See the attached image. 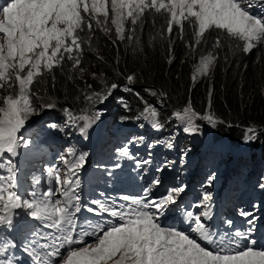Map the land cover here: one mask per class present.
<instances>
[{
	"label": "snow or ice",
	"instance_id": "snow-or-ice-1",
	"mask_svg": "<svg viewBox=\"0 0 264 264\" xmlns=\"http://www.w3.org/2000/svg\"><path fill=\"white\" fill-rule=\"evenodd\" d=\"M253 8L258 9L255 14ZM146 13L165 18L160 37L167 40L169 63L174 59L172 50L176 39L195 52L208 43L206 34L216 33L211 51L199 61L197 71L203 74L210 71L226 40L242 41L240 51L244 54L264 45V0H5L0 5V89L8 91L0 97V169H3L0 174V230L11 231L21 212L38 225L32 229L31 238L25 241L27 246L22 249L31 264H264V247H257L258 242L253 238L257 219L254 210L259 204L252 206L253 211L239 212L247 228H235L234 222L228 219L223 221L228 225L223 233L210 224L211 193L204 192L184 210L178 202L187 185L180 184L167 189L161 196H154L153 189L161 184L159 177L148 182L142 189L143 195L123 197L124 204L102 200L83 204L77 173L85 163V154L77 155L72 148L68 149V156L60 157L66 168L63 178L58 168H51L48 169L46 189L33 190L27 195L19 191L14 160L22 148L29 149L33 144L31 138L24 135V130L41 110L55 107L51 98L43 100L33 92V85L50 75L54 88V70L62 69L66 61L71 62L69 71L78 69L79 73H84L85 69L80 67L84 40L79 33L87 28L90 43L95 31L93 21L107 35L110 18L117 37L112 41L115 45L139 40L135 34L138 26L142 29ZM126 24L130 26L126 28ZM186 25L192 29L191 42L185 39ZM92 76L95 78L96 73ZM68 78L73 79L71 75ZM126 80L132 85L135 74L127 75ZM119 87L118 83H111L100 92L86 94L84 99L89 103H103ZM88 88L91 89V85ZM126 90L131 91V88ZM150 94L157 95L155 91ZM136 95L140 97L139 93ZM159 95L163 97L166 93ZM208 96L207 114L195 112L190 102L183 114L174 113L185 121V133L199 131L194 122L196 119L213 126L223 122L210 113L211 88ZM34 99L42 102L34 104ZM145 104L143 115H150L152 127L159 130L162 125L155 119L156 110ZM64 111L70 125L81 120L85 122L80 129L82 134H86L94 122V118L77 116L68 108ZM98 118L99 114L95 119ZM260 131L264 128L247 127L243 142L254 143ZM140 140L143 142L142 137ZM136 142L137 138L133 137L129 144ZM165 145L174 147L170 141ZM154 146L147 145L149 148ZM117 152L133 159L142 171L152 163L150 158L140 160L130 156L127 145ZM181 155L185 157L187 151ZM169 163L155 171L162 172ZM214 180L215 174H212L206 184L211 186ZM259 187L264 190V177ZM172 209L183 211V230L161 225V217ZM81 212L102 219L81 225ZM17 248L16 243L0 238V264H21L15 259L14 252L9 255L10 250Z\"/></svg>",
	"mask_w": 264,
	"mask_h": 264
},
{
	"label": "trees",
	"instance_id": "trees-1",
	"mask_svg": "<svg viewBox=\"0 0 264 264\" xmlns=\"http://www.w3.org/2000/svg\"><path fill=\"white\" fill-rule=\"evenodd\" d=\"M162 18L164 17L159 14L146 13L142 20V29L138 26L135 34L139 40L118 42L115 45L112 43L117 39L115 32L112 31L100 37V34L96 33L97 27L93 21L95 31L91 34L90 43L87 28L79 33L84 42L87 41L89 48L92 47L90 51L94 53L93 57H90L88 53H83L81 60H84V63L88 61V64L85 67L84 64L80 65V67L86 69L92 65L93 70L86 72L83 75L84 79L80 81L76 80L79 76L66 81L57 79L54 88L52 84H49L42 89H39V86L33 92L38 91L43 100L51 98L56 111L64 114L66 108L70 110L75 108L78 111L82 109L83 104L80 97L84 92H97L106 85L118 83L120 87L115 95L122 97L127 105L126 110H119L121 118L140 120L138 116L145 109L146 102L147 106L153 107L160 115H163V127L165 131H169L173 126V123L169 122V115L174 112L183 113V109L189 102L195 112L201 115L209 112L208 93L211 88L210 113L218 121H223L214 125L215 135L221 134L223 138L232 141L242 137L243 128L249 126L264 128V58L262 53L252 50L244 54L240 51L241 44L237 41L226 40L225 46L218 50L217 59L210 71L203 74L197 71L199 68L197 64L201 55L211 51L210 46L216 37V33L212 32L206 34L208 43L198 47L195 52L191 47H185L184 43L176 39L172 50L174 59L169 63L167 40H162L160 37L162 26H164ZM185 39L188 42L192 41V29L187 25ZM227 50L231 51V55L226 53ZM66 65L62 70L66 69ZM75 71L79 73L78 69ZM92 73H96L95 78ZM129 74L136 76L132 85H128L126 80ZM193 77H195V83ZM72 83L75 86L71 85ZM88 85H91V89ZM127 88H131V91L126 90ZM150 91H155L157 95H151ZM136 93H139L143 99L137 97ZM159 93H166V95L161 97ZM113 99L108 100L110 106L116 103ZM115 124L117 126L110 131L111 133L118 131L119 122ZM132 127L135 128L133 125ZM175 135L177 132L174 133ZM133 137L140 139L132 136L129 141ZM165 138L155 137L151 144L159 145ZM188 143L190 144L187 139H180L181 150L187 151L186 156L192 153L198 156L195 149H202L203 144L194 142L193 148V145ZM258 146L261 150L264 149V131L259 132L251 147L257 149ZM255 157L259 158L257 173L261 180L264 177V152H261V156H256L255 153ZM209 160L212 163H219V154H211ZM239 164L241 174L249 165V160L239 161ZM218 171L221 172L220 169Z\"/></svg>",
	"mask_w": 264,
	"mask_h": 264
},
{
	"label": "rangeland",
	"instance_id": "rangeland-1",
	"mask_svg": "<svg viewBox=\"0 0 264 264\" xmlns=\"http://www.w3.org/2000/svg\"><path fill=\"white\" fill-rule=\"evenodd\" d=\"M252 11L255 14L258 11V9L253 8ZM161 20L165 26V18H162ZM107 26L110 29L109 33H111L112 31L115 32L114 26L110 24V18H109V23ZM129 26H130V24H126V27H129ZM164 26H162V28H164ZM96 33H99L100 37L106 35L99 28L96 29ZM238 43L241 45L243 44L242 41H239ZM82 47H83V53H88V55L90 57H93L94 53H93V51H90L92 49V47L89 48L87 41L82 44ZM253 50L256 51L257 53L261 52L262 57L264 58V45H259L256 48H254ZM226 53H229L231 55V51L227 50ZM205 55H207V54H203V55H201V57H203ZM199 61H200V59H199ZM65 64H67L65 70H62V69L54 70V75L56 77V80L60 79L61 81H66L69 79L68 77L71 75L73 78L79 76L76 80L80 81V79L81 80L84 79L83 75L86 72H91L93 70V67L91 65L85 69L83 74L80 75L75 70L69 71L71 69V62L66 61ZM83 64L85 67L88 64V61H86L84 63V60H81V65H83ZM197 66L199 67V62L197 64ZM49 84H52L51 76L45 75L43 78H40L39 83H35L33 85L32 91L34 89H37L39 86H40L39 89H42ZM71 85L75 86L74 83H72ZM107 86H109V85H107ZM78 87H80V86H78ZM104 88H105V86H104ZM104 88L97 91V92L104 90ZM116 91L117 90L113 91V93ZM36 93L39 94L38 91H36ZM7 94H8V91L0 89V97H2L3 95H7ZM86 94H89V93L84 92V94L80 97L81 102L83 104L82 109L80 111H78L75 108L73 110H71L77 116L87 115L90 118H94V122L92 123L91 127H89L87 129L86 134H82L80 131V129L82 127H84V123H85L84 121L81 120L75 124L70 125L68 123V118L65 116H62V115H58V112L56 111V109L54 107L51 109H43L40 111V114L38 116H33L31 118L30 122L28 123L26 129L24 130V135L26 137L31 138V140H32L33 136L30 135V132L33 129L41 128V129L46 130L47 127H50V125H51L50 123L53 122L57 125V128L56 127H52V128L55 131L60 132V136L63 139L62 140V148H61V152H62L61 156H68V149L72 148V149L76 150L77 155H79L81 153L85 154V160H86L87 156L91 153L93 147L96 144L101 143L100 145H102L103 142L107 138H109L110 130L113 129L115 126V125L114 126H108L107 125V121L111 120L107 116V114L110 115V112H108L109 108H108L107 102L104 101L103 103H89L87 100L84 99V96ZM39 95L42 96L41 94H39ZM111 98H114V96L111 95V96H109L108 99H111ZM33 103L38 104L40 102H38L34 99ZM117 105L119 106L120 109H123V110L127 109V107H125L126 104L122 101H119L117 103ZM109 111H112V110L110 109ZM156 112H157V116L155 117V119L162 125L164 133L161 132V128L159 130H157V129H154L152 127L153 118L150 115H148V116L143 115L144 109L142 110L141 114H139V116H138V118H140V120L135 121V123H134V124H138V123H140V124L144 123L145 124L146 128L142 129V131H136V134H139V133L145 134L143 136L145 138L144 139L145 142H150L149 139L151 137H153V136L158 137L160 135V137H163V138L166 137L164 139L166 142L170 141L172 143H178L180 141V139H187L191 145H193L192 142L202 143L204 152H208L212 155L216 154V152L218 150L220 151L222 158L220 159L219 164H217V168H214L208 172V171L202 170V168L199 166V164L196 165V167L192 168L190 165L188 166L186 163V169H184L183 171H180L178 169L176 171L178 174V177L182 181L179 183H175V185L173 186V187H177L180 184H184L183 183L184 180H187L189 182V180L192 176H197V186H195V188L199 192H202V193L209 192L212 194L211 205H213V203H214V200L216 198V194L220 191V185L229 181L230 178L237 173V170L235 169V163H236L238 156L242 159H244L246 157L250 158V157H252V154L257 152V150L258 151L261 150L260 146H258L257 149H252L251 148L252 143L245 144L243 142L246 128L242 129L243 134H242L241 138L231 141L229 139L223 138V136L221 134L215 136V132L213 130V127H214L213 125L209 124L205 120L200 121L199 119H196L194 122L198 126L199 131H197L195 133H185L183 131V127L186 126L185 121H182L178 117H176L174 115V113H176V112H174L171 115H169V117H168L169 122L173 123V126L171 127V129L169 131H165V128L163 127V125H164L163 119H162L163 115H160L158 113V111H156ZM64 114H66V113H64ZM97 114H99V118L95 119ZM181 114H183V113L181 112ZM112 122H114V121H112ZM128 130H129L128 128L125 129V132L128 133ZM149 131H154L156 134L148 133ZM175 132H177V136H173ZM129 139H130V137H128L125 140L122 139L123 140L122 147L127 145L128 147L139 148V151L136 154V156L140 160H145V159L150 158L152 161V163H150V164L156 163V164H159L161 166H163L166 163L165 160H169L167 158V156H165L166 152L164 150L160 151L156 147L148 148L147 146H145L143 144L144 142H140V141H137L135 145H130L128 142ZM32 141H33L32 146L29 149H23L22 148L20 150V155H22L24 153V151L33 149L36 141L35 140H32ZM69 144H72L73 147H71ZM144 149H148L151 153V156H149V154L147 152H145ZM157 151H160V152L157 153L154 157L153 153L157 152ZM262 151L264 152V149H262L261 152ZM69 158H71V157H69ZM229 159H231L232 162L228 166L227 161ZM252 164L257 165V162L254 159L251 161V164L249 165L248 173L244 172V174H243L244 176H248V177H254L255 176L254 174L250 173ZM168 168H169V166H168ZM218 168L221 169L220 176L217 178L218 183L216 184L213 182L211 186H208L206 184L208 177L214 173H217ZM59 170L61 172V177L63 178V176L66 172V168H65V165L63 164V162H62V167ZM171 170H174V168ZM181 172H183V173H181ZM259 182H260L259 180H255L254 182L252 180L250 182V180H249L247 183H250L251 188H253V190H256L258 188L260 189ZM262 199H264V194H262V193H259L256 196H253V201L250 200V201L246 202V200L244 198H242V201L239 204L235 205L237 208L234 207L231 210V212L235 209H238L239 212L240 211H253L252 206L254 204L261 205ZM259 207L254 210L255 213L258 212ZM200 211H203V209H201ZM255 215H257V214H255Z\"/></svg>",
	"mask_w": 264,
	"mask_h": 264
},
{
	"label": "clouds",
	"instance_id": "clouds-1",
	"mask_svg": "<svg viewBox=\"0 0 264 264\" xmlns=\"http://www.w3.org/2000/svg\"><path fill=\"white\" fill-rule=\"evenodd\" d=\"M114 96V103L113 105L110 106L108 100H106L108 104L109 110L111 109L112 111L110 112V115L113 116V118H110V115L107 114L108 118L111 120L107 121L108 126H117L115 123L119 122L118 126V131L111 133L109 135V138H107L104 141V149L102 150L103 152V162L100 163L99 165L104 166V169L107 168H115L118 166H121V175L118 176L114 173L111 174V179L115 182L117 180L121 179V189L120 193L116 196V203L117 204H124L125 201L123 200V197H138L143 195L142 189L148 185V182L151 181L154 177H159L161 179V184L153 189V195L154 196H161L165 194L166 190L169 188H172L175 183H179L182 180L178 177L177 170L179 169L180 171H183L186 169V163L187 165L191 166L192 168L196 167V165L199 164V166L202 168V170L205 171H211L214 168H217V164L219 163H212L209 160V156L211 155L208 152H204V149H195V152L197 153L198 156L193 155V153L189 156H185L182 158V150L180 147V141L178 143H173L174 147L170 148V150H167L166 145H165V140L160 142L159 145H156L154 147L158 148V150H164L166 152L167 158L169 160H165V162H170L169 163V168H165L162 172H156L157 167H162L159 164H148L144 167V170L142 171L141 169H138L133 161V159L125 158L124 156L120 155L117 152V149L122 147L123 140L122 139H127L128 137L132 136H137L138 138H143L145 134L139 133L136 134V131H142V129L146 128L144 123H138L134 124V120H129L126 118H121L119 116V106L117 103L119 101H122L125 103V101L122 99L120 96H116L115 92L112 93ZM112 107V108H111ZM58 115H62L67 117L66 114L58 113ZM122 120V121H121ZM114 121V122H112ZM56 125L55 123H51V125ZM135 126L134 127H132ZM57 126V125H56ZM115 126L113 129H115ZM57 128V127H56ZM129 129L128 133L125 132V129ZM111 129V130H113ZM110 130V131H111ZM161 132L164 133L163 128H161ZM148 133H153L156 134L154 131H149ZM174 136V135H173ZM177 136V135H175ZM217 136V135H215ZM156 136L151 137L154 139ZM159 138L160 135L158 136ZM149 139L150 142H145L143 141L144 145L147 146L148 144H151L152 139ZM228 139V138H225ZM140 141L141 140H137ZM129 142V140H128ZM193 143V148L195 143ZM149 148V147H148ZM252 149H256L251 147ZM139 148L137 147H129V154L130 156L134 157L135 159H139L136 154L138 153ZM145 152L148 154L150 151L148 149H144ZM160 151L154 152L153 156ZM169 152V153H168ZM216 153L219 154V162L220 159L222 158L220 151L218 150ZM255 156V153L252 154V157L248 158H240L238 156L236 163H235V169L237 170V173L233 175L229 181H227L224 184L220 185V191L216 194V198L214 200L213 205H211V215H212V220L210 221V224L214 226L216 229L220 230L222 233L225 232L228 229V225L224 224V220H232L234 222V227L238 229H245L247 228V224L245 223V220L243 217L239 215V210L235 209L231 212V210L235 207V205L239 204L242 201V198L246 200V202L252 200L253 201V196H256L259 193H262L264 190L258 191V189L253 190L251 188L250 183H247L249 180L254 182L255 180H259V176L257 173V165H253L251 167L250 173L254 174V177H248L244 176V172L248 173L249 170V165L251 164V161L253 160ZM256 156H261V150L256 152ZM87 158L90 159L89 155ZM257 157L254 158V160L258 163L259 158L256 159ZM249 160V165L247 168L240 174L239 173V161H244V160ZM155 161V160H154ZM232 160L229 159L227 161V165L229 166L231 164ZM214 166H213V165ZM118 165V166H117ZM213 166V167H212ZM212 167V169H211ZM174 170H171L173 169ZM191 168V169H192ZM219 168L217 169V174L215 175V180L213 181L214 183L217 182V178L220 176L219 173ZM221 170V169H220ZM183 173V172H181ZM246 173V174H247ZM260 181V180H259ZM183 183L187 185L186 191L182 194L180 200H179V205L181 209L186 210L187 206L190 203H195L201 196L202 192L197 191L195 186H197V176H192L189 180H184ZM264 194V193H262ZM262 204L260 205L258 212L255 213L257 214L256 217V222L254 225L255 232L253 234V238L257 240V247H264V199L261 200ZM201 210V209H200ZM183 217V211H178L176 209H172L170 211H167L165 216L161 217L160 223L164 227H176L180 229H184V225L181 224V218Z\"/></svg>",
	"mask_w": 264,
	"mask_h": 264
}]
</instances>
